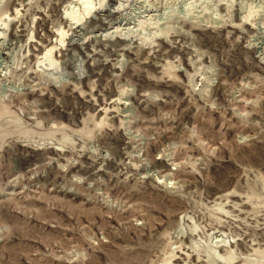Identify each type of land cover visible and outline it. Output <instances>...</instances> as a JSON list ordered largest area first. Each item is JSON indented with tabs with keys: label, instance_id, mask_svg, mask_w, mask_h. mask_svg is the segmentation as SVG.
<instances>
[{
	"label": "rangeland",
	"instance_id": "1",
	"mask_svg": "<svg viewBox=\"0 0 264 264\" xmlns=\"http://www.w3.org/2000/svg\"><path fill=\"white\" fill-rule=\"evenodd\" d=\"M70 1L0 0V264H264V0Z\"/></svg>",
	"mask_w": 264,
	"mask_h": 264
},
{
	"label": "bare ground",
	"instance_id": "2",
	"mask_svg": "<svg viewBox=\"0 0 264 264\" xmlns=\"http://www.w3.org/2000/svg\"><path fill=\"white\" fill-rule=\"evenodd\" d=\"M75 1L77 0L70 1L69 2L70 5L69 6L67 5L68 7L66 8V10L67 11L70 10L69 15L73 18V20H75L76 24L83 21L84 19L87 20V18L93 17L92 16L93 11L98 12V15L103 14L104 16L111 17L115 15L116 13H119L121 6L123 5V4H120L119 6L118 5L114 6L113 4H111L108 7L102 8L105 0H78L81 2L82 7H78V6L76 7V5H74ZM1 20H4V19H1ZM59 33L61 36V38L59 39V42L62 44L65 41L64 38L67 33L63 29H60ZM56 48L57 46L55 45V46L48 47V49L45 50V52L39 58V63L41 64V66L46 61H48L49 64L48 63L47 64L49 66L54 65L55 60H54L53 54Z\"/></svg>",
	"mask_w": 264,
	"mask_h": 264
}]
</instances>
